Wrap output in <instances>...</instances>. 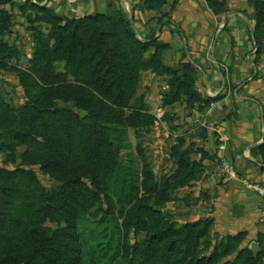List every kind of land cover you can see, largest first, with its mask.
I'll use <instances>...</instances> for the list:
<instances>
[{"label":"rangeland","instance_id":"rangeland-1","mask_svg":"<svg viewBox=\"0 0 264 264\" xmlns=\"http://www.w3.org/2000/svg\"><path fill=\"white\" fill-rule=\"evenodd\" d=\"M90 4L0 6V264H264V247L218 231L212 203L196 212L187 193L203 176L196 118L218 97L192 53L208 64L243 14L264 74V0ZM206 23L214 35L196 39Z\"/></svg>","mask_w":264,"mask_h":264},{"label":"crops","instance_id":"crops-1","mask_svg":"<svg viewBox=\"0 0 264 264\" xmlns=\"http://www.w3.org/2000/svg\"><path fill=\"white\" fill-rule=\"evenodd\" d=\"M26 1L70 16L88 13L93 6L92 0H0V6H17ZM249 22L243 14L224 21L215 35L214 54L208 64L204 55L192 53L193 59L206 63L201 68L205 83L202 93L218 97L196 118L207 123L204 136L195 138L201 150L194 151L192 157L203 176L193 180L187 193L192 191L200 202L196 212L204 208L205 198L212 203L208 216L214 219L218 231L225 228L232 234L239 232L245 244L257 243L259 251L264 247V218L257 195L243 183L246 178L264 183V74H258L261 66L251 54ZM201 30L198 40L215 33L210 23ZM222 156L230 163L228 172L222 170Z\"/></svg>","mask_w":264,"mask_h":264},{"label":"built area","instance_id":"built-area-1","mask_svg":"<svg viewBox=\"0 0 264 264\" xmlns=\"http://www.w3.org/2000/svg\"><path fill=\"white\" fill-rule=\"evenodd\" d=\"M206 124L207 123L205 121L202 122V125H206ZM220 148L221 150H223L225 148V145L222 144ZM221 159H222V170L228 172L231 168L230 163L228 162L225 156H222ZM243 183L248 189L252 190L257 195L260 214L264 218V183H262L259 180L247 179V178L243 179Z\"/></svg>","mask_w":264,"mask_h":264},{"label":"trees","instance_id":"trees-1","mask_svg":"<svg viewBox=\"0 0 264 264\" xmlns=\"http://www.w3.org/2000/svg\"><path fill=\"white\" fill-rule=\"evenodd\" d=\"M93 19V18H95V19H98L99 18V15H96V16H85V17H82V18H79L80 19V21H82V22H88L87 20L88 19ZM78 19V20H79ZM77 22H78V20L77 19H75ZM125 24L127 25V27H128V29H129V31L131 32V34H133V31H134V29H133V27H132V24H131V22L129 21V20H125ZM74 28H75V30L77 29V30H79V28H80V25L77 23L75 26H74ZM66 29V28H65ZM76 35H78V34H76ZM99 36H100V38H99V40H101L100 42H101V47H103V48H108L109 46H107L108 45V43H109V40H108V38H109V34H107V32H105V34H99ZM98 39V38H97ZM109 51H112L111 49L109 50ZM31 109L35 112V114H37V115H40L41 114V112L43 111V109L42 108H38V107H36L35 105H32V107H31ZM46 111H51V110H46ZM189 226H191V227H195L196 226V222L195 223H192L191 225H189ZM206 228V227H205Z\"/></svg>","mask_w":264,"mask_h":264},{"label":"water","instance_id":"water-1","mask_svg":"<svg viewBox=\"0 0 264 264\" xmlns=\"http://www.w3.org/2000/svg\"><path fill=\"white\" fill-rule=\"evenodd\" d=\"M252 249L257 252L258 251V244L257 243H253L252 244Z\"/></svg>","mask_w":264,"mask_h":264}]
</instances>
